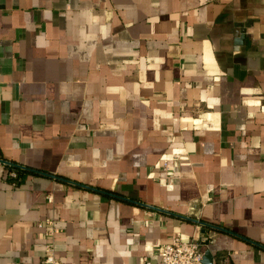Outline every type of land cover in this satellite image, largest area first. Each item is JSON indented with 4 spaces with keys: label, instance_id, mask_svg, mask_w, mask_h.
Returning a JSON list of instances; mask_svg holds the SVG:
<instances>
[{
    "label": "crops",
    "instance_id": "1",
    "mask_svg": "<svg viewBox=\"0 0 264 264\" xmlns=\"http://www.w3.org/2000/svg\"><path fill=\"white\" fill-rule=\"evenodd\" d=\"M0 160V264H264V0H0Z\"/></svg>",
    "mask_w": 264,
    "mask_h": 264
},
{
    "label": "built area",
    "instance_id": "2",
    "mask_svg": "<svg viewBox=\"0 0 264 264\" xmlns=\"http://www.w3.org/2000/svg\"><path fill=\"white\" fill-rule=\"evenodd\" d=\"M0 164H3L0 160ZM162 167H168V160H162ZM12 184L15 185L18 181V173L15 170L9 172ZM50 199V198H49ZM53 229L49 231L51 234ZM208 238L199 236L184 240L179 233H176L169 242L163 244L158 252L160 264H203L204 246H206ZM46 255L44 264H60L54 257L53 247L50 243L45 244ZM18 264V263H17Z\"/></svg>",
    "mask_w": 264,
    "mask_h": 264
},
{
    "label": "water",
    "instance_id": "3",
    "mask_svg": "<svg viewBox=\"0 0 264 264\" xmlns=\"http://www.w3.org/2000/svg\"><path fill=\"white\" fill-rule=\"evenodd\" d=\"M2 162L5 163V164L13 165L12 163L6 162V161H3V160H2ZM203 264H211V256L209 254H207V253L204 255Z\"/></svg>",
    "mask_w": 264,
    "mask_h": 264
},
{
    "label": "trees",
    "instance_id": "4",
    "mask_svg": "<svg viewBox=\"0 0 264 264\" xmlns=\"http://www.w3.org/2000/svg\"><path fill=\"white\" fill-rule=\"evenodd\" d=\"M15 169H17L16 167H14Z\"/></svg>",
    "mask_w": 264,
    "mask_h": 264
}]
</instances>
